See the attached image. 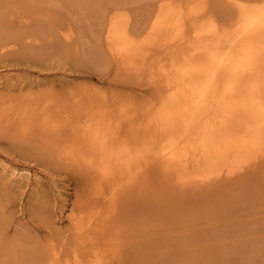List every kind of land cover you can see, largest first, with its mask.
<instances>
[{"label":"bare ground","instance_id":"1","mask_svg":"<svg viewBox=\"0 0 264 264\" xmlns=\"http://www.w3.org/2000/svg\"><path fill=\"white\" fill-rule=\"evenodd\" d=\"M231 3L233 24L209 14V0H158L137 37L126 15L109 10L104 43L116 64L126 73H157L151 80L158 86L155 99L143 105L115 101L110 109L109 102L91 99L82 111L69 108L75 113L66 125L54 118L52 106L25 99L17 111L15 103L0 99V133L12 141V151L34 145L42 152L37 155L56 152L87 178L82 191L93 205L71 218V235L57 240L61 250L47 253L53 264H112L109 257L120 254L124 264H264V232L256 233L248 222L264 206V0ZM59 108L56 115L65 123L69 109L62 116ZM146 187L157 188L150 197L158 193L156 202L169 209L183 206L168 211L149 205L154 200L147 204L150 211L133 216L125 197L145 201L140 192ZM143 219L155 223L153 232L175 220L206 219L215 229L200 232L199 240L187 235L171 247L144 239ZM125 235L134 239L129 247L109 249ZM101 248L108 250L104 256Z\"/></svg>","mask_w":264,"mask_h":264},{"label":"rangeland","instance_id":"2","mask_svg":"<svg viewBox=\"0 0 264 264\" xmlns=\"http://www.w3.org/2000/svg\"><path fill=\"white\" fill-rule=\"evenodd\" d=\"M209 1L208 12L218 22L226 23L228 20H230V24L236 22V10L231 3L232 0ZM233 1L253 4L261 0ZM157 2L158 0H0V99L8 103H15L14 108L17 111L19 104L23 103L25 99V102L30 99L29 101L34 103L35 106L41 105L43 108L52 106L51 109L55 113L52 110L50 112L54 113V118L56 120L60 119L59 121H62V124L72 122L68 120L72 119L71 114L74 115L75 112L69 113L71 111L69 108H73V111H75L74 107L75 109L76 107H82V111L86 107L89 108L87 101H91V99L100 100V103L107 101L109 107L115 101L143 105L155 99L158 92L157 84L152 82L156 79L155 69H146L147 74L152 70V76L151 72L150 75H147L145 71L126 73L123 71L125 68L120 69L122 66L119 67V63L108 52L104 38L106 23H108L106 14L109 10L116 8L117 12L126 15L128 17L126 18L127 22H130L131 32L134 30V36L132 35V37L137 34L141 36L144 29L149 25V16L155 10L154 6ZM101 18L105 19L104 22ZM140 27L143 28L142 33L139 30ZM95 48L100 54L96 52ZM163 55L161 54V57L165 56ZM131 74L133 76H129ZM74 97L78 100H75ZM67 100H70V102ZM16 101L18 104H16ZM54 103L57 104L58 108L60 107L58 113L60 110L62 112V109L65 112L67 108L69 109L68 116H65V123L63 122L64 117L61 120V113H59L60 116L56 115V109L58 108H55ZM65 112H62V116L66 114ZM64 129H67V127L64 126ZM1 136L3 137V134ZM1 136L0 264H45L48 260L52 263L51 254L47 253H50V249L53 247L61 250L57 240L61 241L63 239L64 241L65 238L71 235L70 233L73 231L71 218H78L81 207H92L93 205L90 198L86 197L89 194L85 196L82 189L83 187L88 188L87 178L78 171L79 169L77 170V167L71 161L62 156V158L59 155L57 156L56 152L52 151L51 153L49 151V155L58 157H55V159L51 156L54 159L52 160L49 159L51 157H49L47 151L46 154L43 151L44 155L41 156L42 152L36 151L38 147L35 148L34 145H31V148L34 147L35 150L34 148L29 149L30 145H26L24 148L26 147L27 151L26 148L24 151L16 149V151L18 150L16 152L15 148L12 151V141L10 143L7 136L3 138ZM147 188L149 187L143 188L146 190L140 192L142 197H145L141 201L143 199L145 201L134 202L133 198L130 201L129 197H125L128 200L126 205L130 204L128 207L134 208L133 216L134 214L141 215L145 210L146 212L150 211L147 210L149 205L164 206L165 210L168 211L179 210V206H183L174 203L172 209H169L166 203L156 202L155 199L158 198V193L155 195L157 198L155 196L150 197L149 192L153 191L154 194L157 188L155 191L153 188H150V191ZM194 189L197 191L196 188ZM140 190L138 189V191ZM202 194L199 196L201 197ZM125 201L123 202L125 203ZM151 202L153 203L147 205ZM147 206L148 208H146ZM218 210L220 209L216 211ZM144 220H141L139 224L145 226L146 231L138 224V227H140L138 229L143 230L142 233H145L144 239H148L149 242L152 240L159 241L164 245L171 243V247L177 244L179 240L185 239L187 235L194 236L195 240H199L200 232L209 233L212 229H215L213 227L215 224L206 219L198 222H196L197 219L194 222L175 220L174 226L163 224L162 227V225H159L160 227L158 226L159 228L156 231V228L151 227L154 229L153 232L150 226L155 223L147 222L145 224ZM158 222L161 223L160 221L156 223ZM248 222L256 233H263L264 206L256 208L255 212L248 216ZM146 232L147 234L150 232V234L146 235ZM124 239L125 241H123ZM130 239L128 238V240ZM128 240H126L125 235V238L119 241L117 239L118 242L112 244L113 246H106L103 250L106 251L112 246L109 249H113V252L116 253L120 249L129 247L132 240L134 241V239ZM123 244L124 246H122ZM103 250L102 248L100 250L102 256L108 252V250L107 252ZM122 256L123 254H120L115 259L113 255V260L109 257L110 262L112 264H124L125 260ZM119 257H122L123 260ZM234 260L232 259L230 264H236Z\"/></svg>","mask_w":264,"mask_h":264}]
</instances>
